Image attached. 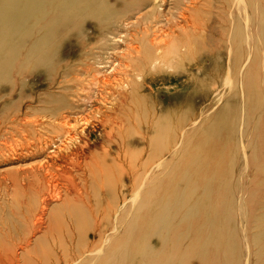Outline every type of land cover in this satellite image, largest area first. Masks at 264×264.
Listing matches in <instances>:
<instances>
[{
	"label": "bare ground",
	"instance_id": "obj_1",
	"mask_svg": "<svg viewBox=\"0 0 264 264\" xmlns=\"http://www.w3.org/2000/svg\"><path fill=\"white\" fill-rule=\"evenodd\" d=\"M262 196L264 0H0V264H264Z\"/></svg>",
	"mask_w": 264,
	"mask_h": 264
},
{
	"label": "rangeland",
	"instance_id": "obj_2",
	"mask_svg": "<svg viewBox=\"0 0 264 264\" xmlns=\"http://www.w3.org/2000/svg\"><path fill=\"white\" fill-rule=\"evenodd\" d=\"M169 73H170V71L164 72L162 74L161 73H158V74L153 73V74H150L149 76L147 75L146 81L153 83V85H154L153 88L150 91H148V93L149 94H153V92L161 93L160 100L163 103H165V106L167 109L172 108L171 103L175 104L177 102L179 104L177 106L179 108H177V109L182 111L183 107H184V102H183L184 100L182 99L181 93H183V91L185 92L186 88H187L186 84H185V80H184V82L181 81L184 84L181 82H178L177 78H174L172 75H167ZM103 74H105L107 76L109 75L108 72H107V74L106 73H103ZM186 93H189V92H186ZM205 99L202 97L201 98L202 101L200 102L199 107L196 108L198 110H201V112H203L207 109V103H205V101H203ZM172 110H174V108L171 109L169 112V115L171 117H173V112H174ZM159 115H160V110H159V114L157 117H159ZM152 124H153V120L151 122V125ZM203 125H204V123H203ZM262 198H263L262 200H264V196H262ZM243 227H246V224H244ZM248 233H249V230H248ZM256 233H257V229H252L250 231V234L255 235ZM245 248L246 247H244V253H245L244 264L247 262L249 264H257V257L254 255L255 250H251L247 254V248H246V250H245ZM75 249H76V247H75ZM72 250L74 251V247Z\"/></svg>",
	"mask_w": 264,
	"mask_h": 264
}]
</instances>
